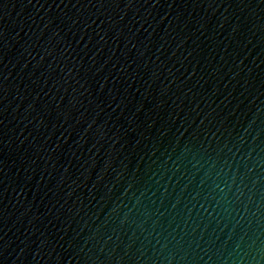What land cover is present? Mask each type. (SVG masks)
Listing matches in <instances>:
<instances>
[{
    "label": "water",
    "instance_id": "1",
    "mask_svg": "<svg viewBox=\"0 0 264 264\" xmlns=\"http://www.w3.org/2000/svg\"><path fill=\"white\" fill-rule=\"evenodd\" d=\"M0 264H264V0H0Z\"/></svg>",
    "mask_w": 264,
    "mask_h": 264
}]
</instances>
